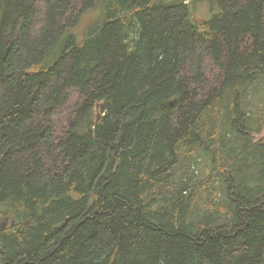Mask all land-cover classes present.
<instances>
[{
	"label": "trees",
	"instance_id": "1",
	"mask_svg": "<svg viewBox=\"0 0 264 264\" xmlns=\"http://www.w3.org/2000/svg\"><path fill=\"white\" fill-rule=\"evenodd\" d=\"M200 1L0 0V264H264V0Z\"/></svg>",
	"mask_w": 264,
	"mask_h": 264
},
{
	"label": "rangeland",
	"instance_id": "2",
	"mask_svg": "<svg viewBox=\"0 0 264 264\" xmlns=\"http://www.w3.org/2000/svg\"><path fill=\"white\" fill-rule=\"evenodd\" d=\"M194 17L198 19H203L208 17L210 10H209V2L207 0L200 1L199 3L192 6ZM93 16L91 14H88L80 24L78 28L82 29V27H85L88 22L92 21ZM198 167V165H197ZM196 169V168H195Z\"/></svg>",
	"mask_w": 264,
	"mask_h": 264
},
{
	"label": "water",
	"instance_id": "3",
	"mask_svg": "<svg viewBox=\"0 0 264 264\" xmlns=\"http://www.w3.org/2000/svg\"><path fill=\"white\" fill-rule=\"evenodd\" d=\"M4 224V223H3ZM1 225V224H0Z\"/></svg>",
	"mask_w": 264,
	"mask_h": 264
}]
</instances>
